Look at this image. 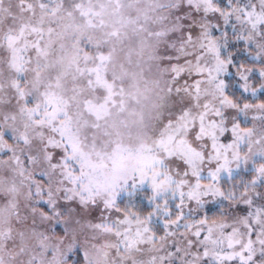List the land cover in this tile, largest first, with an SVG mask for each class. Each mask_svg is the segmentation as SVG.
<instances>
[{"label":"snow or ice","instance_id":"snow-or-ice-1","mask_svg":"<svg viewBox=\"0 0 264 264\" xmlns=\"http://www.w3.org/2000/svg\"><path fill=\"white\" fill-rule=\"evenodd\" d=\"M0 264H264V0H0Z\"/></svg>","mask_w":264,"mask_h":264}]
</instances>
